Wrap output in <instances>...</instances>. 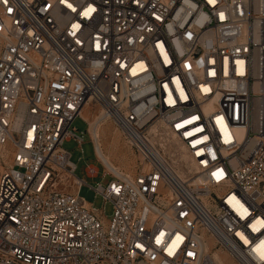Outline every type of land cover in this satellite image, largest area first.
<instances>
[{"label":"built area","instance_id":"2783aa9c","mask_svg":"<svg viewBox=\"0 0 264 264\" xmlns=\"http://www.w3.org/2000/svg\"><path fill=\"white\" fill-rule=\"evenodd\" d=\"M87 108L127 141L134 176L99 159ZM78 118L110 219L63 149L82 150ZM217 252L264 264V0H0V264Z\"/></svg>","mask_w":264,"mask_h":264},{"label":"rangeland","instance_id":"374dc122","mask_svg":"<svg viewBox=\"0 0 264 264\" xmlns=\"http://www.w3.org/2000/svg\"><path fill=\"white\" fill-rule=\"evenodd\" d=\"M84 114L91 121L94 120V117H97L91 113L90 109H86ZM71 128L76 130L78 134H82L84 138L82 150H80L79 145L71 139H66L63 144V149L71 155V163L76 167L75 175L85 183V185L81 187L79 195L87 203L93 205L95 209L102 210L104 208L105 217L110 219L112 216L111 205H106L104 207V202L101 197L96 196L95 192L90 188H95L98 185L105 186L110 179L108 177L103 178L104 169L96 160L93 144L88 133V125L82 118H78L72 124ZM104 129L107 133V137L102 139L103 150L110 156L115 168L124 174L134 176L139 167L133 150L120 131L110 121L105 123ZM111 143H114L116 146V156L113 155L109 149ZM88 167H93L98 170V176L96 178L88 177L86 173ZM221 256L226 257L224 264H234L226 255L222 254Z\"/></svg>","mask_w":264,"mask_h":264},{"label":"bare ground","instance_id":"6f19581e","mask_svg":"<svg viewBox=\"0 0 264 264\" xmlns=\"http://www.w3.org/2000/svg\"><path fill=\"white\" fill-rule=\"evenodd\" d=\"M88 109V108H87ZM86 110V109H85ZM84 110V111H85ZM82 117L90 124V132L92 134L93 140L96 142L97 145V150H98V156L99 159L104 162L108 167L116 169L119 171L115 166L113 165V162L110 158V156L105 153V151L102 148V139L107 137V133L104 129L105 123L106 122H99L97 117H94V120L91 121L85 114L84 112L82 113ZM109 149L111 150L113 155H117V149L114 143H111L109 146ZM120 172V171H119ZM61 182L63 185L68 186L70 188V192H73L77 185L78 181L72 177L70 174H64L61 178ZM209 250V248H207ZM215 258L218 260L220 264H224L226 261L225 256H221L222 254L220 253H214Z\"/></svg>","mask_w":264,"mask_h":264},{"label":"snow or ice","instance_id":"6c2138e0","mask_svg":"<svg viewBox=\"0 0 264 264\" xmlns=\"http://www.w3.org/2000/svg\"><path fill=\"white\" fill-rule=\"evenodd\" d=\"M209 2H211V0H209ZM69 7H71V5H69Z\"/></svg>","mask_w":264,"mask_h":264}]
</instances>
